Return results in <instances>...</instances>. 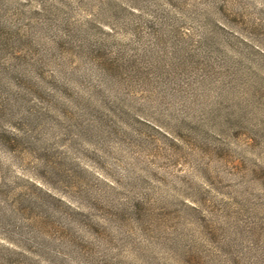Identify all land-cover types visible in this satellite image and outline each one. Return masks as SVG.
I'll list each match as a JSON object with an SVG mask.
<instances>
[{
    "label": "rangeland",
    "instance_id": "rangeland-1",
    "mask_svg": "<svg viewBox=\"0 0 264 264\" xmlns=\"http://www.w3.org/2000/svg\"><path fill=\"white\" fill-rule=\"evenodd\" d=\"M0 264H264V0H0Z\"/></svg>",
    "mask_w": 264,
    "mask_h": 264
}]
</instances>
